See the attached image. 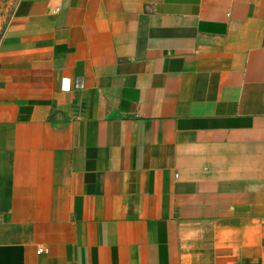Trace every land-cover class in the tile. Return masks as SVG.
Listing matches in <instances>:
<instances>
[{"label": "crops", "instance_id": "obj_1", "mask_svg": "<svg viewBox=\"0 0 264 264\" xmlns=\"http://www.w3.org/2000/svg\"><path fill=\"white\" fill-rule=\"evenodd\" d=\"M0 264H264V0H19Z\"/></svg>", "mask_w": 264, "mask_h": 264}, {"label": "rangeland", "instance_id": "obj_2", "mask_svg": "<svg viewBox=\"0 0 264 264\" xmlns=\"http://www.w3.org/2000/svg\"><path fill=\"white\" fill-rule=\"evenodd\" d=\"M19 0H0V40L16 10Z\"/></svg>", "mask_w": 264, "mask_h": 264}, {"label": "built area", "instance_id": "obj_3", "mask_svg": "<svg viewBox=\"0 0 264 264\" xmlns=\"http://www.w3.org/2000/svg\"><path fill=\"white\" fill-rule=\"evenodd\" d=\"M65 85H66L65 91H70L71 88H72L71 81L70 80L69 81H65ZM39 252L42 253L43 250L41 249Z\"/></svg>", "mask_w": 264, "mask_h": 264}, {"label": "clouds", "instance_id": "obj_4", "mask_svg": "<svg viewBox=\"0 0 264 264\" xmlns=\"http://www.w3.org/2000/svg\"><path fill=\"white\" fill-rule=\"evenodd\" d=\"M61 89H62V91L66 89V85L64 84L63 81L61 82Z\"/></svg>", "mask_w": 264, "mask_h": 264}]
</instances>
